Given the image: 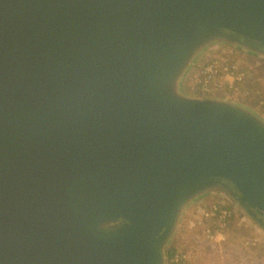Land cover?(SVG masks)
Instances as JSON below:
<instances>
[{
	"label": "water",
	"instance_id": "1",
	"mask_svg": "<svg viewBox=\"0 0 264 264\" xmlns=\"http://www.w3.org/2000/svg\"><path fill=\"white\" fill-rule=\"evenodd\" d=\"M224 42L264 0H0V264H164L220 188L264 230V120L179 89Z\"/></svg>",
	"mask_w": 264,
	"mask_h": 264
},
{
	"label": "rangeland",
	"instance_id": "2",
	"mask_svg": "<svg viewBox=\"0 0 264 264\" xmlns=\"http://www.w3.org/2000/svg\"><path fill=\"white\" fill-rule=\"evenodd\" d=\"M218 60L232 68V76L220 79L213 92H200L196 79L201 69ZM240 73L241 79L236 75ZM229 80L232 85H229ZM179 89L189 95L215 97L238 104L264 120V53L215 43L197 53L180 80ZM226 210L227 215L221 213ZM176 244L171 264H264V230L242 212L224 189H213L183 209L165 249Z\"/></svg>",
	"mask_w": 264,
	"mask_h": 264
},
{
	"label": "built area",
	"instance_id": "3",
	"mask_svg": "<svg viewBox=\"0 0 264 264\" xmlns=\"http://www.w3.org/2000/svg\"><path fill=\"white\" fill-rule=\"evenodd\" d=\"M232 73V68L227 64L214 60L201 69L200 76L196 79V86L200 92H213L220 87V79L224 78L227 81L228 77L232 76ZM236 79H241L240 73L236 75ZM229 85H232L230 80ZM221 215L225 217L227 215L226 210H223Z\"/></svg>",
	"mask_w": 264,
	"mask_h": 264
},
{
	"label": "trees",
	"instance_id": "4",
	"mask_svg": "<svg viewBox=\"0 0 264 264\" xmlns=\"http://www.w3.org/2000/svg\"><path fill=\"white\" fill-rule=\"evenodd\" d=\"M176 252V244L174 243L166 252V258L168 260V264H171L169 263V260L174 256Z\"/></svg>",
	"mask_w": 264,
	"mask_h": 264
}]
</instances>
